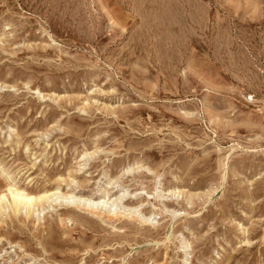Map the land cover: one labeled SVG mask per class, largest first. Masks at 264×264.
I'll return each mask as SVG.
<instances>
[{"label": "rangeland", "instance_id": "obj_1", "mask_svg": "<svg viewBox=\"0 0 264 264\" xmlns=\"http://www.w3.org/2000/svg\"><path fill=\"white\" fill-rule=\"evenodd\" d=\"M3 191L0 264H264V0H0Z\"/></svg>", "mask_w": 264, "mask_h": 264}, {"label": "bare ground", "instance_id": "obj_2", "mask_svg": "<svg viewBox=\"0 0 264 264\" xmlns=\"http://www.w3.org/2000/svg\"><path fill=\"white\" fill-rule=\"evenodd\" d=\"M77 150H73V153ZM8 180V179H7ZM5 192L8 193V199L10 198L11 202L9 203L11 206V210L14 214H16L20 208H25L26 212H29L30 210H33L34 208H40L42 207L46 202L53 200L54 198H57L59 194L57 193H38V194H31L27 193L21 189H17L15 187H7ZM3 191V192H4ZM4 193H0V210L3 208V203L6 200V195ZM61 197L71 200L73 196H65L61 195ZM90 201H88L89 203ZM6 205V204H5ZM66 220V219H65ZM67 219L66 221H68ZM70 221V220H69ZM185 264H188L186 261H184Z\"/></svg>", "mask_w": 264, "mask_h": 264}]
</instances>
